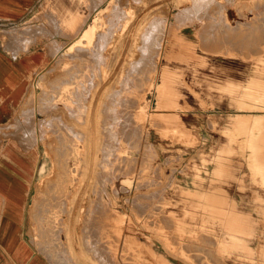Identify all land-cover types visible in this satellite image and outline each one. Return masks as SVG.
Here are the masks:
<instances>
[{"label":"rangeland","instance_id":"374dc122","mask_svg":"<svg viewBox=\"0 0 264 264\" xmlns=\"http://www.w3.org/2000/svg\"><path fill=\"white\" fill-rule=\"evenodd\" d=\"M95 1L94 0H41V2L39 3L36 9V12L33 18H31V20H29L28 22H24L22 24H17V25L5 24L3 26H0V28L6 29L4 32L0 31V42L4 44L6 47H9V49H11L12 51L14 52L19 51V49L20 51L28 50L33 47L37 48L40 46V47L45 48L49 54V59L47 61V64H45V66L39 69L37 73L35 74L32 80L31 86H30L29 94L27 95L25 102L20 107L17 116L15 117V119L13 120V122L10 124V126L7 129L0 130V132L2 131V134L4 133L3 135L4 137L17 138L21 142H23L25 146H28V147L36 146L41 150V164L38 168L37 176L33 183V188H32L29 205H28V214H27L28 233H29V237L32 243L35 245L37 250L40 251L41 254H43L44 257L48 259L52 264H109V262H112L110 264H119V263L128 264L127 261L121 257L122 252L124 253V246H125V245H122V242L126 238H127L126 243L130 244V245L128 244L130 246V249H128L129 247L126 244L127 253H129L131 256L132 254L133 256L135 254L134 258L138 260L139 264H141L142 261H143L142 264H146V263L147 264H197V263L198 264H202V263L204 264H212V263L213 264H221V263L223 264H264V254H263L264 253V212H259V213L258 212L257 213L246 212V213L251 214L254 220V224H255V234L251 235L250 237H247L245 239V244H243V246L241 245L242 247L247 245V247L250 248L249 251H245L241 246H238V247L234 246L229 251L228 250L220 251V249H218L219 247L215 243H211L212 241L216 239H214V236L205 228L206 225H204V228H203V222H202L203 214H205L206 216V214H209V211L208 210L205 211L206 207L205 205H203L202 201H201L202 204H200L199 206L195 205V201L197 202L198 199L201 198L202 200H204L205 198L207 199L208 197L211 196L218 201V203L211 206V208L213 209H219V210L224 209L226 210L225 213L227 214H230L232 212V211H228V210H232L231 205H234L236 208L240 209L237 206L239 203L236 201V198L228 195L227 189L225 187V183L221 184L220 182L221 175L224 178V181H225L226 175L220 173L219 165H218L219 151L215 147V143L210 141V134L216 133L218 135V130H219L218 125L219 124L216 121V118L220 115V112L224 109L223 107H221L222 94H224L225 96L228 93L229 95L235 96L237 94L236 92L245 91L244 95L247 98L255 97L254 95L257 93L260 94L262 98H264V89H262L264 88V17H263L264 16V8H263L264 0L262 1L261 0H229V1L228 0H212V1L205 0V2L208 1L206 2L208 8L203 9L202 7L204 12L206 11L205 15L202 9L200 8L201 6H205L206 3H203L204 4L203 5L202 2H200L201 0H196L195 3L193 0L192 1L191 0H180V1L179 0H104V1L101 0L103 2L99 5H97L98 0H95ZM218 1H221V2L219 3ZM215 2L218 4H216ZM153 3H156L157 5ZM192 3L195 4L194 7L192 6L193 5ZM200 3L201 5H198ZM223 3L225 4L223 5ZM212 4H214L215 6ZM212 6L217 10H221V12L214 10ZM116 7L118 8L117 10H116ZM126 7L128 8V10H126L127 12L126 11L124 12ZM186 7L187 9H184ZM195 7L197 11L195 10ZM210 7L212 8L213 12ZM181 8L184 10H187L188 12L187 11L185 12L184 10L181 11L182 10ZM52 9L55 11H53ZM150 9L151 11H149ZM189 9L191 12L189 11ZM193 9L196 13L195 12L193 13ZM198 9H200L201 12ZM210 10L211 12H207ZM67 11L72 15V16L70 15L72 18L70 22H65L63 20V16ZM146 11H148L149 13H146ZM116 12H117V16L113 15V14H116ZM189 13L190 15L193 13L192 16H190ZM197 13L201 14L203 18L202 17L201 19L199 17L197 18ZM217 14H219L220 16ZM56 15L58 18L56 17ZM75 15L77 19L75 18ZM158 15L160 17H157ZM186 15L190 16L189 19L187 17V19L184 20L185 22L181 23L180 25L179 24L180 21L183 22L182 20ZM86 16H87L86 18L87 20L83 23L84 18ZM113 16H114V19H113ZM152 16H154V18ZM177 16L181 18V19H178L180 21H177ZM53 17L57 19V21L58 19L60 20L59 24ZM117 17L119 19L121 18L122 20L117 19ZM150 17L152 18L150 19ZM252 17H255L256 20L255 18H252ZM223 18L226 21H224ZM226 18L229 21H227ZM152 19L153 20L155 19L154 21L162 20L163 22L161 23L162 25L160 23L159 24L161 25L160 29H162L163 27L165 28V29L163 28L165 30V32L163 31V34L165 33L164 38L167 37L166 34L168 32V29L175 25L174 28L177 27L178 35L181 36L183 40L179 41V44L175 46V49L173 52H170L169 49H167L166 47L162 50L160 56L157 59L158 62H157L156 68L154 67V63L153 65L151 64L152 67L151 65H149L150 62L144 63L145 69L143 72L145 74L142 73V75L139 78L137 77V80L140 79L139 81H142V82H138L136 78L132 80V84L129 81L130 84L128 83L129 84L128 89L129 88L130 89L129 90L127 89L128 91H126L127 93L125 95H127L129 91H132V92H129L130 94L132 93L131 97L132 95L134 96L132 97V99L137 98V99H134V103L136 104H134V106L133 105L131 106V108L129 109L130 111L127 110L130 105L129 98H128L130 94L127 97V99H123L124 102L121 100L120 103L118 102L116 103V115L119 116L117 118L120 119L121 121H124L125 119L123 118V114H125L124 115L125 118L127 119L129 118L130 120L133 117L131 121L128 120L127 125L128 124L129 125L127 126L128 128L126 127V129L130 130V133H134L135 131V134L139 135V137H138V140L130 139L132 140L131 142L130 140L129 141L126 140L127 141L126 142L124 138L121 140L118 138L119 140H117L118 143H116V147H117V144L118 146L119 145L121 146L117 147V151H116L117 153L115 154L113 164H115L116 167L122 166L121 168H118V167L116 168L111 163L110 171L108 173H105L106 175L103 174V172L101 173V170L97 169L96 176L97 177L99 176V178L101 176L105 178L104 184L100 183L97 185V189L100 190L99 191L100 197L103 199V197H105L106 195L105 190L110 189L111 196L116 202V203L114 202L115 204H112L114 200L111 198L110 203L114 208V211L112 212L114 214L112 216L114 221H112L111 224L112 225L114 224V225H113V228L111 227V231H113V234L111 232L110 235L112 236L111 238L114 240L113 245L115 244L116 251H113L115 247L113 245L110 246L109 241L107 242L106 239L104 240L99 239L102 244L98 241L97 242L98 245H96L97 248H95L97 249L98 253L101 256H103V259L101 256H100L101 258L99 257L100 258L99 259L97 256L94 255V251H93L94 249L93 250L85 249V246L83 245V243L80 242L81 240H80L79 234L81 232L80 225L82 222L81 220H79L78 213L74 209L75 208L74 200L73 201L71 199L67 200V202L64 203V206L66 208L64 207L62 212L60 210V213L56 211L58 213L55 214L56 212H54L53 210H49L48 207L46 206L49 204L51 200L50 195H48V192H47L49 191V194H50L51 189H49L50 187L48 186H50L51 184L50 182L53 181V179H55L56 177L55 175L57 174L58 169L62 167L61 165L65 164L64 161L66 163L71 161V156H72L71 152L74 151V149L77 146L79 147H77L75 150L76 151L78 150V154L80 153L85 158H87V156L88 158H90L92 154H95V153L97 155L102 154L103 152V150H101L102 143L97 138L99 137V133L96 131L93 118L95 117L96 112L97 114L103 113L102 111L103 107L101 106H104L105 102H108L107 99L105 100V102L103 100L109 95L110 91L115 89V87H116V91L117 89H120L121 80L123 78L124 73H126L128 68L132 65L133 60L136 59L138 56H140V52L142 51L140 47H141V43L143 39V34H144L143 32L146 30V27L149 25ZM240 19H243V23L239 22ZM252 19L254 21H252ZM51 20L53 22H51ZM114 20L116 21L117 25L120 23L122 24L117 26L116 24H114L115 22ZM118 20L120 21V23H118ZM213 20L215 21V23ZM111 21L112 22L114 21V22L112 23ZM219 21H221L220 23L221 25L219 24ZM164 22L166 23V27L165 25H163ZM227 22L230 23L229 27L232 26L230 27V29L227 27L228 25ZM241 23L242 25L239 26V24ZM244 23H246L245 26H243ZM169 24L170 25L173 24V25L170 26ZM247 24H249V26H247ZM112 25H114V28L112 27ZM201 25L203 27H201ZM80 26L82 28H80V30L78 31V28ZM109 26L114 29L113 32H111L112 29ZM89 28L91 29V33L84 34L85 30H88ZM199 28H201V30ZM103 32L104 33L106 32V34L104 35ZM251 32H253V34L255 35L254 46L257 51L255 53H251V52L237 53V48H239V46L240 48L242 47V43H241L242 33L251 34ZM101 33L103 34V36L101 35ZM212 34L214 35L212 36ZM99 35L101 36L102 40L100 39ZM256 35H258L259 40L256 39ZM209 36H211V38ZM261 37L263 38L261 39ZM202 38L206 41H211V42H208L207 44V42L203 41ZM215 40H216V43H215ZM222 40L225 43H220L222 42ZM103 41H106V43L104 44ZM200 41H203V43L205 42L206 44L205 43L203 44ZM226 41H228L227 43L228 45L226 44ZM14 42L16 43L14 44ZM257 42H259L258 45H257ZM100 43H101V46H100ZM229 44H230V48H232V51L229 48ZM104 45L106 46L104 47ZM205 45H207L208 47H203ZM225 45L228 46L227 48L229 49H227ZM101 47L103 50L101 49ZM224 47L226 49H221ZM80 49L82 51H80ZM88 49L92 51H89ZM101 50L106 53L102 52ZM79 52H81V54ZM89 52L92 53L90 54V58L88 56ZM101 53H103L101 56V58L104 59L103 61L100 59ZM97 54H99L98 59H100V62L98 63L99 68L98 66H96L98 69L95 72V75L93 77H92L93 74L88 75V79L91 76L92 85L90 84L91 81L86 79L87 77L85 79L88 81V83L86 80L85 81L83 80L81 81L83 82L81 85V82L79 83V81H76L77 79L81 80V78L80 79L78 78L80 75V69H78L80 65L78 66V64H80L81 62V65H82L84 61L85 62L87 61V63H92V62L94 63V61L98 62L99 60H96ZM64 56L65 57L67 56V57L65 58ZM247 61H257L256 64L261 67H256L253 69L251 68L248 70H246L245 68L242 69L241 66L243 64L245 65ZM238 62H241V63L238 64ZM64 66L65 68H63ZM73 67H75V69ZM54 68L55 69L57 68V69L55 70ZM69 68L73 70L71 73H69ZM65 69H68V70L66 71ZM75 70H77V72H74ZM123 70L126 72H124ZM73 72L74 74H72ZM169 72H170V75H169ZM171 72H174V73H171ZM239 72L252 74L250 75L251 79L244 83V87H242L241 84L235 85V83L231 79V77H236L237 73L241 74ZM65 73H67L68 76ZM166 73H168V76H166L167 75ZM164 76L166 77L164 78ZM64 78L65 79L68 78V80L70 81L69 83H71L72 81V84L73 82L74 84L73 85L70 84L71 86H68L69 83L67 82V80L64 82L65 80ZM183 78L186 81H183L184 80ZM142 79L148 82L147 83L145 82L144 84V81ZM169 79H171L172 81ZM166 80L167 81L169 80V82H166ZM50 81L52 83H50ZM76 82H77L78 87L80 86L82 87L84 86V87L77 89L76 88L77 86L74 87L76 85ZM58 83H59V86L57 87ZM78 83L80 84V86L78 85ZM45 84L47 85V88L44 87ZM52 84L54 88L51 86ZM55 84H56V87H55ZM64 84H67V86H65ZM158 84L160 85V87ZM60 85H62V87ZM63 86L67 88L69 87V88L66 89ZM48 87L51 88L52 92ZM45 88L47 90H45ZM52 88L55 91H56L55 88H57V90L58 89L60 90L62 89V90L61 91L58 90V92L60 93L57 94L58 92L57 91H56L57 93L54 92ZM87 91L88 92L90 91V92L88 93ZM43 92H46V93H43ZM53 92L54 94H52ZM61 92L63 93V95ZM70 92H72V94H70ZM176 92H177V95H176ZM180 93L181 95H179ZM47 94L53 97L50 98ZM56 94H57V98L54 99V97H56ZM78 94H80L79 95L80 97H78ZM41 95H43L46 99L47 98L52 99V101L54 99L53 104L57 102L54 105L55 109L53 108L52 101L50 100L51 102L47 105L49 107L50 105H52L51 108L53 109L51 108L49 109L48 107L49 109L48 110L47 106H45L44 104L48 103L47 101H49V99L46 101V99ZM73 95L76 96L75 97L76 99L74 98ZM136 95H139V96L136 97ZM59 97L61 100L58 99ZM78 98H81L82 102ZM43 100H45L46 102ZM158 100H160V102ZM63 101L66 103H64ZM73 101L75 102L77 101L79 104ZM41 102L44 103L43 104L44 106L41 105L42 104ZM259 102L264 103V99L259 100ZM123 105H125L127 108H125V106ZM67 106H70V108L68 109ZM77 106L79 107L81 106L83 107V109H80ZM120 106L124 107L125 110L122 107L121 108L124 111L121 108H119ZM41 107H44L45 109L44 108L41 109ZM139 107H142L141 110ZM75 111L76 112L79 111V113H81L80 117L84 114L82 116L83 119H85L84 122L81 123L77 121V118L75 119V117L79 116V113L78 112L75 113ZM128 111H129V114L130 113L133 114L132 117L130 115L129 116L126 115ZM151 111L152 113L150 114ZM50 112L52 114H50ZM142 112L144 115L146 114L147 116L146 115L144 116ZM67 113L71 115L69 114L66 115ZM72 114H75V115L78 114V115L72 116ZM85 114L87 116H85ZM53 115L56 116L55 118H57L56 122H58V119L60 122L65 121L62 124L64 123L67 124L69 129H66V130L69 131V134H68V131H66L65 129H60L62 127L61 123L59 122L56 123L52 121V119L54 118ZM137 115H140V117ZM154 115L158 117L157 119H159L160 123L159 122L156 124L151 123L150 119ZM57 116L58 117L63 116L62 117L63 120L61 118H58ZM121 116L123 119H121ZM87 117L88 119H86ZM134 118H135V121H134ZM120 120H117V124L113 126L116 132H118L117 131L119 130L118 128H121L119 127ZM51 122H52V125L53 123H55V125L52 126L50 124ZM72 122L75 128L77 129L71 128V127H74L72 126ZM90 123L91 125H89ZM65 124L63 125V127L66 126ZM140 124L142 125V128H140V129H143L142 131L141 130L139 131V127H141ZM67 126L64 128H67ZM49 127L51 131L49 130L47 131ZM52 128L53 129L57 128L58 130L55 129L54 131L52 130ZM136 128H137L138 133H136ZM131 129H134L133 132ZM59 130H61V132ZM92 133L94 134V136ZM141 133H142V136H141ZM91 134L92 136H90ZM120 136L121 135L119 133L118 137ZM74 137H76L77 139ZM82 137H84L85 139L84 138L82 139ZM88 137L91 139V141ZM71 138L73 139V141L70 140ZM63 139L65 140V143H63L64 141ZM84 140L85 142H82ZM95 140L96 142H94ZM67 141L69 144L71 143V141H72V144H75V143L76 144L73 145V148H71L72 146L70 145L72 144L70 145L67 144L66 143ZM87 141H88V144H87ZM145 142H147L148 144L146 145ZM94 143H97V144L92 146ZM63 144L64 145L66 144L65 145L66 147L68 145L67 153L70 154V156L69 155L67 156L70 158H66L67 156H64L67 153L65 152L66 148L60 147V146L64 147ZM98 144H101V146ZM131 144L132 145L136 144V145H134L133 147ZM89 145L91 146L89 147ZM143 145L144 146L146 145L145 146L146 148ZM99 146L101 147L100 149H99ZM138 147H139L140 152L137 151ZM147 147L150 148L149 152H146L148 151L146 149H149ZM61 148H62V151L60 150ZM70 148L73 150H71ZM82 149L84 150L82 151ZM118 149L120 151H118ZM123 151H125L126 154ZM52 152L53 154H51ZM81 152L82 153L84 152L85 154H82ZM59 155L61 156L60 157L61 159L58 157ZM148 155L150 156L147 157ZM121 156H123L124 158L122 157L121 159ZM132 157L134 159L138 157L135 159V161L137 162L135 161L133 162L134 159ZM148 159L150 161H148ZM61 160L63 162H61ZM127 160L132 161V164H137V166L135 165L136 170L133 167V165L130 164V162ZM124 161H127L126 163L128 164H126ZM121 162H124V164L121 165ZM117 163H119V165ZM44 164L45 166H43ZM125 164L127 165V167L124 166ZM58 166H61V167H58ZM130 166H132L131 168L132 170L134 169L133 171H135V173L133 171H130L131 169ZM111 167H112V170H111ZM127 170H129L131 173L128 174ZM122 171L123 172L125 171L124 174ZM115 173H117L116 176L113 175ZM45 177H49L50 180L52 178L53 179L50 182H48L49 179ZM145 181H147V183L149 184L146 183V185H142L145 183ZM112 186L114 187V189ZM45 187L46 188L48 187L47 188L48 190ZM114 190L118 194V197H117V194L115 196ZM155 192L157 193L156 197H153V194ZM151 194H152V197H151ZM140 197L144 201H142ZM158 197L160 200H157ZM135 198L137 199V201L139 200V202L141 201L142 203L137 202ZM150 200L152 201L150 202ZM153 200H156V201H153ZM157 201H160L161 203H163L162 204L163 206L162 205L160 206L161 203L158 202L157 205L160 206L158 207L156 205ZM135 202L136 204L138 203V205H136ZM144 203L148 204L146 206H149V207H147V209H145L146 206L143 207L144 210L142 212L141 204L144 205ZM149 203H151V206ZM66 205L68 206V208ZM70 206L72 208L71 210H70ZM152 206H154L153 208L157 207L154 213L152 212L153 210ZM135 210H137V212ZM159 212L161 213L158 214ZM46 213H48L47 216H46ZM51 213H53L54 216L53 215L51 216ZM192 213L198 214L197 215L198 218L197 216L195 217L192 216ZM75 214L77 218L75 217ZM147 214H149L150 216H148ZM151 214H154V215H151ZM161 214L163 216H161ZM166 214H167V217H166ZM169 214H172V215H169ZM41 215L43 216V218L46 216V218L43 219ZM164 215L167 219V220L165 219L166 223L163 220L165 218ZM168 215L172 217L169 218ZM157 217L160 219H158ZM173 217L175 219L177 218L176 221H174L175 219ZM53 219L56 221H54ZM57 219L60 220V222ZM171 219H173V221ZM41 220L42 222L40 223ZM161 220L164 222H162ZM171 221L174 224L177 223V225L172 226ZM182 221L184 224L182 223ZM147 222H149V224ZM167 222L169 223L170 226L167 224ZM77 223L78 225L80 224L79 227L77 226ZM37 224L39 225V227ZM224 224L226 226V223ZM155 225L157 226L154 229ZM161 226L163 228H160ZM164 227H166V229ZM160 229L162 232L159 231ZM177 231L180 233H178ZM230 232L232 233V237L237 238L236 234L232 232V230H230ZM59 234L60 236H58ZM114 234L116 235L114 236ZM50 235L52 236V239ZM171 235L174 237L173 239ZM46 236L49 237L50 240ZM170 238L172 241L170 240ZM53 239L54 240L56 239L55 242L52 241ZM133 239L135 241L132 242ZM102 241H105V242H102ZM136 241L138 245L135 244ZM66 245H67V248L65 247ZM103 247H105L106 249L104 248L103 250ZM134 247L135 248L137 247V249H135ZM107 248H109V250H107ZM133 248L135 250H132ZM184 249L188 252H186ZM91 251H93V253ZM132 251L134 253L131 254ZM56 252L58 254H56ZM212 252L214 254H212ZM219 252H222V253H219ZM192 253L193 255H190ZM207 253L208 255L211 256V258L210 256H207ZM68 254L71 256H69ZM58 255L60 256L58 257ZM105 255L106 257L104 258ZM198 259L200 260V262H197L199 261ZM116 261H118V263H116Z\"/></svg>","mask_w":264,"mask_h":264},{"label":"crops","instance_id":"0c3cea01","mask_svg":"<svg viewBox=\"0 0 264 264\" xmlns=\"http://www.w3.org/2000/svg\"><path fill=\"white\" fill-rule=\"evenodd\" d=\"M40 2L0 0V26L28 22ZM239 22L243 23V19ZM5 30L0 28V31ZM254 37L253 32L242 33V47L237 48V53H255ZM256 39L259 40L258 35ZM48 59L49 54L43 47L14 52L0 42V130L7 129L13 122L29 94L35 74ZM256 63L247 61L241 68L261 67ZM239 73L231 79L235 85L244 87L252 74ZM236 93L235 96L222 94L224 109L216 118L218 135L210 134V141L219 151L220 173L226 175L225 181L221 175L220 182L225 183L228 195L236 198L240 208L237 209L264 212V103L259 102L264 98L258 93L252 98L245 97V91ZM3 135L1 131L0 264H52L37 250L28 233V205L41 164V150Z\"/></svg>","mask_w":264,"mask_h":264},{"label":"bare ground","instance_id":"6f19581e","mask_svg":"<svg viewBox=\"0 0 264 264\" xmlns=\"http://www.w3.org/2000/svg\"><path fill=\"white\" fill-rule=\"evenodd\" d=\"M95 1V0H94ZM104 1V0H103ZM103 1H101V0H98V4L97 5H99V4H101ZM180 1V0H179ZM192 1V0H191ZM194 1V3H195V1L196 0H193ZM208 1H212V0H208ZM208 1H206V2H208ZM229 1V0H228ZM262 1V0H261ZM200 2H202V4L203 3H206L205 2V0H204V2H203V0H201ZM219 3L221 2V1H218ZM225 2V1H224ZM227 2V1H226ZM252 2V1H251ZM95 3H96V1H95ZM216 3V2H215ZM214 3V4H215ZM253 3V2H252ZM152 4V3H151ZM153 4H156V3H153ZM193 4V3H192ZM214 4H212V5H214ZM216 4H218V3H216ZM225 3H223V5H224ZM157 5V4H156ZM194 5L195 4H193L192 6L194 7ZM198 5H201V3L200 4H198ZM204 5V4H203ZM228 5H229V3H228ZM227 5V6H228ZM118 6V5H117ZM124 6V5H123ZM174 6V5H173ZM206 6V7H205ZM205 6H201V8L200 7H198V8H200V9H202V7H203V9L204 8H208V6H207V3H206V5ZM210 6H211V4H210ZM215 6V5H214ZM262 6V5H261ZM120 7V6H119ZM213 7V6H212ZM218 7V6H217ZM189 8V7H188ZM211 8V7H210ZM214 8V7H213ZM227 8V7H226ZM256 8V7H255ZM259 8V7H258ZM264 8V7H263ZM118 8L116 7V10H117ZM120 9V8H119ZM182 9V8H181ZM184 9H187V7L186 8H184ZM184 9H182L181 11H183ZM191 9V8H190ZM190 9H189V11H190ZM200 9H198V10H200ZM202 9V11H203V13H204V15H205V13H206V11L204 12V10ZM205 9V10H206ZM222 9V8H221ZM53 10V9H52ZM51 10V11H52ZM122 10H123V8H122ZM126 10H128V8L126 7V9L124 10V12L126 11ZM195 10H196V7H195ZM211 10H212V8H211ZM211 10L210 11H207V12H211ZM214 10H217V9H215L214 8ZM240 10V9H239ZM53 11H55V10H53ZM149 11H151V9L149 10ZM180 11V12H181ZM185 12L187 11V10H184ZM197 11V10H196ZM217 11H220L221 12V10H217ZM216 11V12H217ZM242 11V10H241ZM119 12H120V10H119ZM127 12V11H126ZM178 12V11H177ZM188 12V11H187ZM191 12V11H190ZM195 11H194V9H193V13H194ZM200 12H201V10H200ZM212 12H213V10H212ZM219 12V13H220ZM243 12V11H242ZM255 12V11H254ZM260 12V11H259ZM55 13V12H54ZM53 13V14H54ZM114 13V12H113ZM146 13H149L148 11H146ZM157 13V12H156ZM160 13V12H159ZM192 13V14H193ZM196 13V12H195ZM224 13V12H223ZM257 13V12H256ZM52 14V15H53ZM119 14V13H118ZM124 14V13H123ZM126 14V13H125ZM183 14H185V13H183ZM187 14V13H186ZM192 14L190 15V13H189V15L190 16H192ZM221 14V13H220ZM258 14V13H257ZM262 14V13H261ZM71 14L67 11L65 14H64V16H63V20L65 21V22H70V20L72 19L71 18V16H70ZM113 15H116L117 16V12H116V14H113ZM155 15V14H154ZM185 16L184 18H183V22H181L180 20H178V19H181V18H179L178 16H177V21H180V25H181V23H184L185 21L184 20H186L187 19V17H188V19H189V17L190 16ZM198 15H200V16H198ZM217 15H219V14H217ZM80 16V15H79ZM88 16H90V15H88ZM120 16V15H119ZM141 16V15H140ZM176 16V15H175ZM184 16V15H183ZM193 16H195V15H193ZM220 16V15H219ZM224 16V15H223ZM56 17H57V15H56ZM81 17V16H80ZM144 17V16H143ZM153 18H154V16H152ZM152 17H150V19L152 18ZM157 17H160L159 15L157 16ZM156 17V18H157ZM182 17V16H181ZM200 18L201 19V14H198L197 13V18ZM205 17V16H204ZM207 17H208V15H207ZM264 17V16H263ZM54 18V17H53ZM58 18V17H57ZM74 18V17H73ZM75 18H76V15H75ZM87 18V16L84 18V21H83V23L87 20L86 19ZM149 18V17H148ZM193 18V17H192ZM203 18V17H202ZM206 18V17H205ZM225 18V17H224ZM223 18V19H224ZM252 18H255V17H252ZM55 19V18H54ZM77 19V18H76ZM102 19V18H101ZM112 19V18H111ZM113 19H114V16H113ZM117 19H119L118 17H117ZM131 19V18H130ZM142 19V18H141ZM158 19H160V18H158ZM163 19V18H162ZM194 19V18H193ZM211 19V18H210ZM213 19V18H212ZM227 19V18H226ZM49 20V19H48ZM56 21H57V19H55ZM54 20V21H55ZM119 20H122L121 18L119 19ZM118 20V23H120V21ZM155 20V19H154ZM153 19H152V21H150V23H149V25L146 27V30L142 33L143 34V39H142V43H141V49H142V51L140 52V56H138L136 59H134L133 60V63H132V65L128 68V70H127V72L126 71H124V72H126V73H124V75H123V78H122V80H121V86H120V89H117V91H116V87H115V89H113L112 91H110V93H109V95L103 100L104 102H105V100L107 99L108 100V102H105V105L104 106H101V107H103V113H101V114H97V112L95 113L96 115H95V117L93 118V122H94V125H95V128H96V131L99 133V137H97L99 140H100V142L102 143V149L101 150H103V152H102V154L101 155H97L95 152V154H92V156L90 157V158H88V156H87V158H85V157H83V155H81L80 153V155L78 154V150L76 151L75 149L77 148V147H79V146H77L75 149H74V151H72L71 152V161L70 162H65L64 161V165H61V166H58V167H61L60 169H58V171H57V174L55 175L56 177H55V179H53V181H51L50 179H49V177H45V178H47V179H49L48 180V182H50L51 184H50V186H48V187H50L49 189H51V191H50V194H49V191H47L48 192V195H50V198H51V200H50V202H49V204L48 205H46L47 207H48V209L49 210H53L54 212H56V211H58L59 213H60V210H61V212H62V210L64 209V203L65 202H67V200H69V199H71L72 201L74 200V206H75V211L78 213V216H79V220H81V225H80V234H79V237H80V242H82L83 243V245L85 246V249H91V250H93L94 251V255L95 256H97L98 258L101 256L99 253H98V251H97V249H95V248H97V246L96 245H98V241L101 243V241L100 240H104V239H106L107 240V242L109 241V244H110V246H112L113 245V243H114V240L111 238L112 236L110 235V233L112 232V234H113V231H111V227L113 228V225L111 224L112 223V221H114L113 220V218H112V216L114 215L112 212L114 211V208H113V206L111 205V198H112V196H111V192H110V189L108 190V189H106L105 191H106V195H105V197H103V199L100 197V193H99V189H97V185L98 184H100V183H103L104 184V182H105V178H103L102 176L99 178V176L97 177L96 175H97V169H99V170H101V173L103 172V174H105V173H108L109 171H110V164L112 163L113 164V161H114V158H115V154L117 153L116 151H117V147H120L121 145H119L118 146V144H117V147H116V143H118V141L117 140H121V139H123L124 138V140L126 141H129L130 139H133V140H138V137H139V135H137V134H135V131H134V133H130V130H128V129H126V127L129 125H127V123H128V120H130L129 118L127 119V118H125L124 117V115L125 114H123V118L125 119L124 121H121L120 119H118L117 117H119V116H117L116 115V103L118 102V103H120L121 102V100L123 101V99H127V97L129 96V92H132V91H129L128 92V94L127 95H125L127 92L126 91H128L129 89H128V85L130 84L129 83V81L131 82V84H132V80H134L135 78H136V80H137V77L139 78L141 75H142V73H144L143 71H144V69H145V67H144V63L145 62H150L149 63V65H153V63H154V67L156 68L157 67V59H158V57L160 56V54H161V52H162V50L166 47L167 49H169V51L170 52H173L174 51V49H175V46H177L178 44H179V41H181V40H183V38L181 37V36H179L178 35V30H177V27L176 28H174L175 27V25L173 26V27H170L169 29H168V32H167V34H166V36L167 37H165L164 38V34H163V31L165 32V28L163 29H160V26L162 25L161 23H163L162 22V20H159V21H154ZM165 20V19H164ZM203 20V19H202ZM255 20H256V18H255ZM59 19H58V21H57V23L59 24ZM76 21V20H75ZM115 21V20H114ZM113 21V22H114ZM125 21V20H124ZM192 21V20H191ZM214 21V20H213ZM224 21H226L225 19H224ZM227 21H229L228 19H227ZM247 21V20H246ZM250 21H251V19H250ZM250 21H248V22H250ZM252 21H254L253 19H252ZM51 22H53L52 20H51ZM112 22V21H111ZM112 22V23H113ZM147 22V21H146ZM167 22V21H166ZM55 23V22H54ZM74 23V22H73ZM161 25H160V24ZM169 23V22H168ZM177 23V24H178ZM205 23V22H204ZM214 23H215V21H214ZM216 23H218V22H216ZM221 23V21H219V24ZM228 23V25H227V27L230 29V27H232V26H230L229 27V25H230V23L229 22H227ZM239 23V22H238ZM253 23V22H252ZM114 24H116V21L114 22ZM120 24H122V23H120ZM120 24H118V25H120ZM171 24V23H170ZM169 24V25H170ZM258 24V23H257ZM261 24V23H260ZM62 25V24H61ZM88 25V24H87ZM110 25V24H109ZM117 25V24H116ZM117 25V26H118ZM163 25H165V27H166V23L164 22V24ZM173 25V24H172ZM172 25H170V26H172ZM184 25V24H183ZM221 25V24H220ZM240 25H242V23L241 24H239V26ZM246 25V23H244V25L243 26H245ZM250 25H252V24H250ZM262 25V24H261ZM73 26V25H72ZM116 26V27H117ZM144 26V25H143ZM236 26V25H235ZM242 26V27H243ZM247 26H249V24H247ZM254 26V25H253ZM252 26V27H253ZM110 27V26H109ZM108 27V28H109ZM112 27L114 28V25H112ZM115 27V28H116ZM201 27H203L202 25H201ZM205 27V26H204ZM215 27V26H214ZM56 28V27H55ZM64 28V27H63ZM80 28H82L81 26L78 28V31L80 30ZM95 28V27H94ZM104 28V27H103ZM111 28V27H110ZM113 28H111L112 29V31L111 32H113ZM206 28V27H205ZM204 28V29H205ZM59 29H61V28H59ZM100 29V28H99ZM107 29V28H106ZM145 29V28H144ZM200 30H201V28H199ZM198 29V30H199ZM218 29V28H217ZM110 30V29H109ZM212 30V29H211ZM233 30H235V29H233ZM248 30V29H247ZM63 31V30H62ZM61 31V32H62ZM134 31H135V29H134ZM238 31V30H237ZM97 32V31H96ZM117 32V31H116ZM200 32V31H199ZM67 33V32H66ZM65 33V34H66ZM91 33V29L89 28L88 30H85V32H84V34H90ZM104 33V32H103ZM201 33V32H200ZM199 33V34H200ZM210 33V32H209ZM208 33V34H209ZM213 33V32H212ZM63 34V33H62ZM78 34V33H77ZM106 34V32L104 33V35ZM111 34V33H110ZM130 34V33H129ZM101 35L103 36V34L101 33ZM210 35V34H209ZM214 34H212V36H213ZM221 35V34H220ZM201 36H202V34H201ZM222 36V35H221ZM220 36V37H221ZM257 36V35H256ZM96 37V36H95ZM99 37H100V39H101V36L99 35ZM111 37V36H110ZM199 37H200V35H199ZM210 38H211V36H209ZM208 37V38H209ZM226 37V36H225ZM231 37V36H230ZM12 38V37H11ZM103 38V37H102ZM104 38H106V37H104ZM215 38V37H214ZM227 38H228V36H227ZM239 38V37H238ZM246 38V37H245ZM248 38V37H247ZM263 37H261V39H262ZM100 39H98V40H100ZM109 39V38H108ZM203 39V38H202ZM231 39V38H230ZM86 40V39H85ZM102 40V39H101ZM107 40V39H106ZM208 40V39H207ZM210 40H212V39H210ZM221 40V39H220ZM233 40V39H232ZM15 41V40H14ZM108 41V40H107ZM203 41H205V42H207V44H208V42H211V41H206V40H204L203 39ZM203 41H200V42H202L203 43ZM225 41V40H224ZM97 42V41H96ZM99 42V41H98ZM101 42V41H100ZM104 42V44L106 43V41H103ZM204 42V43H205ZM236 42V41H235ZM240 42V41H239ZM16 42H14V44H15ZM113 43V42H112ZM115 43V42H114ZM201 43V44H202ZM203 43V44H204ZM213 43V42H212ZM215 43H216V40H215ZM220 43H225V42H223V40H222V42H220ZM228 43V41H226V44ZM242 43V42H241ZM164 44H165V46H164ZM206 44V43H205ZM249 44V43H248ZM80 45V44H79ZM92 45V44H91ZM98 45V44H97ZM216 45V44H215ZM228 45V44H227ZM77 46V45H76ZM85 46V45H84ZM89 46V45H88ZM100 46H101V43H100ZM106 45H104V47H105ZM109 46V45H108ZM111 46H113V45H111ZM213 46H214V44H213ZM222 46V45H221ZM226 46V45H225ZM232 46V45H231ZM203 47H208L207 45H205V46H203ZM228 46H226V48H227ZM238 47V46H237ZM79 48H81V47H79ZM83 48V47H82ZM100 48V47H99ZM225 47L224 48H221V49H226ZM229 48H230V44H229ZM229 48H227V49H229ZM78 49V48H77ZM76 49V50H77ZM94 49V48H93ZM101 49H102V47H101ZM107 49V48H106ZM235 49H236V47H235ZM79 50V49H78ZM85 50V49H84ZM89 50V49H88ZM103 50V49H102ZM101 50V51H102ZM105 50V49H104ZM187 50V49H186ZM230 50L232 51V48H230ZM80 51H82L81 49H80ZM86 51V50H85ZM89 51H92V50H89ZM100 51V52H101ZM111 51V50H110ZM210 51V50H209ZM213 51V50H212ZM227 51H229V50H227ZM99 52V53H100ZM102 52H104V51H102ZM69 53V52H68ZM73 53V52H72ZM80 54H81V52H79ZM97 53H98V51H97ZM104 53H106V52H104ZM180 53V52H179ZM70 54V53H69ZM84 54V53H83ZM90 54H92V53H90L89 52V54H88V56H89V58H90ZM102 54L103 53H101V55H100V59L103 61L104 59H102L101 58V56H102ZM110 54V53H109ZM135 54V53H134ZM66 55V54H65ZM79 55V54H78ZM87 55V54H86ZM75 56V55H74ZM98 56H99V54H97L96 55V60H99L98 62L97 61H94V63L92 62V63H87V61L85 62H83L82 63V65H81V62H80V64H78V66H79V68L78 69H80V75H79V79L81 78V80H76V81H79V83L81 82V81H85L86 79H88V75L90 74H93L92 75V77L95 75V72L97 71V69L99 68V62H100V59H98ZM111 56V55H110ZM168 56V55H167ZM251 56V55H250ZM65 57V56H64ZM67 57V56H66ZM65 57V58H66ZM81 57V56H80ZM80 57H78V58H80ZM86 57V56H85ZM74 58V57H73ZM103 58H104V56H103ZM105 58H106V56H105ZM148 58V59H147ZM70 59V58H69ZM83 60V59H82ZM121 60V59H120ZM136 60V61H135ZM101 61V62H102ZM124 62V61H123ZM127 62V61H126ZM132 62V61H131ZM135 62V63H134ZM66 63V62H65ZM64 63V64H65ZM75 63V62H74ZM120 63V62H119ZM122 63V62H121ZM125 63V62H124ZM69 64V63H68ZM67 64V65H68ZM127 64V63H126ZM67 65H66V67H67ZM125 65V64H124ZM128 65H129V63H128ZM147 65H148V63H147ZM152 65H151V67H152ZM96 66H98V68L96 67ZM95 67V68H94ZM63 68H65V66L63 67ZM74 69H75V67H73ZM100 68H101V66H100ZM127 68V67H126ZM164 68V67H163ZM55 69V68H54ZM57 69V68H56ZM55 69V70H56ZM124 69V68H123ZM48 70V69H47ZM66 71L68 70V69H65ZM95 70V71H94ZM122 70V69H121ZM156 70V69H155ZM66 71H64V72H66ZM73 70H71L70 68H69V73H71ZM165 71V70H164ZM163 71V72H164ZM74 72H77V70H75ZM74 72L72 73V74H74ZM78 72H79V70H78ZM57 73V72H56ZM171 73H174V72H171ZM65 74H67V73H65ZM77 74V73H76ZM145 74V73H144ZM150 74V73H149ZM167 75L166 76H168V73H166ZM60 75V74H59ZM58 75V76H59ZM147 75V74H146ZM165 75V74H164ZM169 75H170V72H169ZM66 76V75H65ZM64 76V77H65ZM67 76H68V74H67ZM77 76V75H76ZM162 76V75H161ZM166 76H164V78L166 77ZM173 76V75H172ZM181 76V75H180ZM48 77V76H47ZM74 77V76H73ZM87 77V78H86ZM133 77V78H132ZM149 77H150V75H149ZM61 78V77H60ZM84 78V79H83ZM86 78V79H85ZM169 78H170V76H169ZM172 78V77H171ZM179 78V77H178ZM65 79V78H64ZM168 79V78H167ZM174 79V78H173ZM184 79V78H183ZM41 80H43V79H41ZM51 80V79H50ZM63 80V79H62ZM67 80V82L69 83L70 81L68 80V78L67 79H65L64 80V82ZM89 81H91L92 79H91V76L89 77V79H88ZM140 80V79H139ZM139 80H137L138 82H142V81H139ZM143 80V79H142ZM164 80V79H163ZM169 80H171V79H169ZM169 80L167 81L166 80V82H169ZM87 81V80H86ZM144 81V84H145V80H143ZM172 81V80H171ZM183 81H186L185 79L183 80ZM44 82V81H43ZM46 82H47V80H46ZM55 82V81H54ZM58 82V81H57ZM61 82V81H60ZM59 82V83H60ZM148 82V81H147ZM146 82V83H147ZM163 82V81H162ZM50 83H52L51 81H50ZM59 83H58V85H57V87L59 86ZM78 83V85L80 86V84ZM82 83L83 82H81V85H82ZM87 83H88V81H87ZM129 83V84H128ZM133 83H135V82H133ZM259 83H260V81H259ZM47 84H49V83H47ZM57 84V83H56ZM56 84H55V87H56ZM61 84V83H60ZM70 84H72V81H71V83H69L68 84V86H71ZM73 84H74V82H73ZM72 84V85H73ZM90 84L92 85V81L90 82ZM101 84V83H100ZM137 84V83H136ZM169 84V83H168ZM186 84V83H185ZM188 84V83H187ZM258 84V83H257ZM62 85H63V83H62ZM62 85H60L61 87H62ZM65 86H67V84H64ZM89 85V84H88ZM159 85V84H158ZM162 85V84H161ZM260 85V84H259ZM53 88H54V86H53V84L51 85ZM65 86H63V87H65ZM77 86V82H76V85L74 86V87H76ZM134 86H135V84H134ZM138 86V85H137ZM170 86V85H169ZM190 86V85H189ZM261 86V85H260ZM44 87H46L47 88V85L45 84V86ZM61 87H59V88H61ZM84 87V86H83ZM82 86H80V87H76L77 89L79 88H83ZM140 87V86H139ZM159 87H160V85H159ZM188 87V86H187ZM45 88V90H47ZM49 88V87H48ZM52 88V89H53ZM66 89H68L67 87H65ZM75 88V89H76ZM90 88H92V87H90ZM135 88V87H134ZM144 88V87H143ZM175 88V87H174ZM262 88V87H261ZM50 90H51V88H49ZM56 89V91L58 92V90L59 91H61L60 89H58L57 90V88H55ZM87 89H88V87H87ZM128 89V90H127ZM137 89H138V87H137ZM145 89H146V87H145ZM192 89V88H191ZM190 89V90H191ZM194 89V88H193ZM262 89H264V88H262ZM141 90H142V88H141ZM144 90V89H143ZM161 90V89H160ZM53 91L54 92H56L54 89H53ZM66 91V90H65ZM68 91V90H67ZM77 91V90H76ZM80 91V90H79ZM145 91V90H144ZM159 91V90H158ZM51 92H52V90H51ZM54 92L52 93V94H54ZM56 92V93H57ZM73 92V91H72ZM72 92H70V94H72ZM88 92V91H87ZM90 92V91H89ZM88 92V93H89ZM163 92V91H162ZM43 93H46V92H43ZM60 92H58L57 94H59ZM62 93V92H61ZM84 93H86V92H84ZM179 93V92H178ZM57 94H56V97H54V99H56L57 98ZM68 94H69V92H68ZM73 94H75V93H73ZM132 94V93H131ZM131 94H130V96L128 97L129 98V108L127 109V110H129L130 108H131V106L133 105L134 106V104H136V103H134V99H137V98H133L132 99V97H134L133 95H132V97H131ZM261 94H263V93H261ZM44 95H46V94H44ZM50 98L51 97H53V96H50L49 94H47ZM62 95H63V93H62ZM80 94H78V97H80L79 96ZM86 95V94H85ZM144 95V94H143ZM142 95V96H143ZM162 95V94H161ZM176 95H177V92H176ZM179 95H181V93L179 94ZM41 96H43V95H41ZM66 96H67V94H66ZM74 96V98L76 97L75 95H73ZM72 96V97H73ZM87 96V95H86ZM139 95H136V97H138ZM145 96V95H144ZM173 96V95H172ZM248 96V95H247ZM44 97V96H43ZM68 97H69V95H68ZM45 98V97H44ZM171 98V97H170ZM46 99V98H45ZM49 98H47L46 99V101L48 100ZM54 99H53V101H54ZM58 99H60V97L58 98ZM76 99V98H75ZM78 99H80L81 100V102H82V99L81 98H78ZM141 99V98H140ZM52 101V99H49V101H47L48 103H42L41 105H45V106H47V109H48V105L47 104H49L51 101ZM61 100V99H60ZM63 100V99H62ZM84 100V99H83ZM175 100V99H174ZM41 101V100H40ZM43 101H45V100H43ZM45 101V102H46ZM52 101V105H53V108H54V105L57 103L56 102V100H55V104H53L54 102ZM58 101V100H57ZM126 101V100H125ZM138 101H139V99H138ZM159 102H160V100H158ZM165 101V100H164ZM64 102V101H63ZM73 102H75V101H73ZM80 102V101H79ZM124 102V101H123ZM137 102V101H136ZM163 102V101H162ZM64 103H66V102H64ZM75 103H77V104H79L77 101L75 102ZM69 104V103H68ZM71 104H72V102H71ZM82 104V103H81ZM127 104V103H126ZM125 104V105H126ZM138 104V103H137ZM140 104V103H139ZM175 104V103H174ZM43 105V106H44ZM52 105H50V107H49V109L51 108V106ZM74 105H76V104H74ZM125 105H123V106H125ZM161 105H162V103H161ZM83 106V105H82ZM119 106V105H118ZM57 107H59V106H57ZM56 107V108H57ZM61 107H63V106H61ZM68 107V109L70 108V106H67ZM76 107V106H75ZM77 107H79V106H77ZM122 106H120L119 108H121ZM163 107V106H162ZM167 107V106H166ZM169 107H170V105H169ZM42 108H44V107H41V109ZM53 108H51V109H53ZM72 108V107H71ZM80 109H83V107H79ZM118 108V107H117ZM123 109H124V107H122ZM121 108V109H122ZM125 108H127L126 106H125ZM140 108V110H141V108L142 107H139ZM41 109H40V111H41ZM45 109V108H44ZM48 109V110H49ZM55 109V108H54ZM122 109V110H123ZM144 109V108H143ZM171 109V108H170ZM173 109V108H172ZM47 110V111H48ZM60 110V109H59ZM125 110V109H124ZM123 110V111H124ZM138 110V109H137ZM44 111V110H43ZM61 111V110H60ZM68 111V110H67ZM71 111V110H70ZM130 111V110H129ZM129 111H128V113L126 114V115H130L131 117L133 116V114L132 113H130L129 114ZM133 111V110H132ZM147 111V110H146ZM145 111V112H146ZM58 112V111H57ZM56 112V113H57ZM78 113H79V111H77ZM76 111H75V113H77ZM70 113V112H69ZM69 113H67L66 115H68ZM122 113V112H121ZM152 113V111L150 112V114ZM47 114V113H46ZM50 114H52L51 112H50ZM49 114V115H50ZM55 114V113H54ZM59 114V113H58ZM63 114V113H62ZM80 114L81 113H79V116H77V117H75V119L77 118V121L78 122H84L85 121V119H83V115L80 117ZM142 114H143V112H142ZM69 115H71V114H69ZM76 116V115H78V114H72V116ZM120 115V114H119ZM144 115V114H143ZM146 115V114H145ZM144 115V116H145ZM157 115V114H156ZM48 116V115H47ZM51 116V115H50ZM54 116V115H53ZM61 116V115H60ZM64 116V115H63ZM62 116V117H63ZM85 116H87L86 114H85ZM128 116H126V117H128ZM137 116H139L140 117V115H137ZM142 116V115H141ZM147 116V115H146ZM56 116H54V118L52 119V121H54V122H56L57 120V118H55ZM58 117V116H57ZM62 117H58V118H61L62 119ZM175 117V116H174ZM251 117V116H250ZM29 118V117H28ZM51 118V117H50ZM50 118H49V120H50ZM70 118V117H69ZM85 118V117H84ZM122 118V116H121V119H123ZM133 118V117H132ZM132 118H131V120H132ZM136 118V117H135ZM135 118H134V121H135ZM158 117L157 116H153V117H151V119H150V121H151V123L152 124H156V123H158L159 122V119H157ZM178 118V117H177ZM55 119V120H54ZM65 119V118H64ZM67 119V118H66ZM86 119H88V117L86 118ZM140 119V118H139ZM174 119V118H173ZM63 120V119H62ZM70 120V119H69ZM117 120H120L119 122H120V126L119 127H121V128H118L119 130H117L118 132H116V130L113 128V126L115 125V124H117ZM130 120V121H131ZM175 120V119H174ZM48 121V120H47ZM89 121V120H88ZM91 121V120H90ZM176 121V120H175ZM178 121V120H177ZM58 122L59 123H63V122H65V121H62V122H60L59 121V119H58ZM58 122H56V123H58ZM66 122H68V121H66ZM149 122V121H148ZM162 122V121H161ZM42 123V122H41ZM40 123V124H41ZM160 123V122H159ZM163 123V122H162ZM162 123H161V125H162ZM51 125H52V122L50 123ZM49 124V125H50ZM65 124V123H64ZM64 124H62V127L60 128V129H69V127L67 126V124H65L66 126H67V128H64V127H66V126H64L63 127V125ZM87 124V123H86ZM142 124V123H141ZM140 124V125H141ZM53 125H55V123H53ZM52 125V126H53ZM81 125V124H80ZM85 125V124H84ZM88 125V124H87ZM89 125H91V123L89 124ZM94 125H93V127H94ZM124 125V126H123ZM131 125V124H130ZM143 125V124H142ZM142 125H141V127H139V125H138V127H139V131L141 130H143V129H140V128H142ZM145 125V124H144ZM164 125V124H163ZM72 126H74L73 125V122H72ZM118 127V126H117ZM137 127V128H138ZM145 127V126H144ZM72 129H77V128H75V126L74 127H71ZM80 128V127H79ZM85 128V127H84ZM128 128V127H127ZM131 128V127H130ZM137 128H136V133H138V131H137ZM55 129H57V128H55ZM55 129H53L52 128V130H54L55 131ZM134 129H135V127H134ZM134 129H131L132 130V132H133V130ZM256 129V128H255ZM51 131L50 130V127L47 129V131ZM58 130V129H57ZM82 130V129H81ZM85 130V129H84ZM253 130V129H252ZM263 130H264V128H263ZM34 131V130H33ZM46 131V132H47ZM60 132H61V130H59ZM58 131V132H59ZM63 131V130H62ZM66 131H68V130H66ZM66 131H65V133H66ZM93 131H95V130H93ZM262 130H260V132H261ZM79 132V131H78ZM49 133V132H48ZM63 133V132H62ZM64 133V134H65ZM72 133V132H71ZM91 133V132H90ZM94 133V132H93ZM92 133V134H93ZM97 133V134H98ZM120 133V137H122V138H120V137H118V134ZM140 133V132H139ZM252 133V132H251ZM37 134V133H36ZM56 134V133H55ZM68 134H69V131H68ZM83 134V133H82ZM92 134L90 135V136H92ZM95 134V133H94ZM94 134H93V136H94ZM132 134H134V135H132ZM258 134V133H257ZM27 135V134H26ZM49 135V134H48ZM60 135V134H59ZM71 135V134H70ZM81 135V134H80ZM85 135V134H84ZM251 135V134H250ZM253 135H254V133H253ZM258 135H261V134H258ZM24 136V135H23ZM50 136V135H49ZM75 136V135H74ZM89 136V137H90ZM141 136H142V133H141ZM141 136H140V138H141ZM255 136V135H254ZM253 136V137H254ZM25 137V136H24ZM48 137V136H47ZM64 137V136H63ZM88 137V138H89ZM45 138V137H44ZM74 138H76V137H74ZM84 137H82V139H83ZM92 138V137H91ZM94 138V137H93ZM119 138V139H118ZM251 138V137H250ZM255 138H257V136L255 137ZM262 139H263V137H261ZM37 139V138H36ZM39 139H40V137H39ZM77 139V138H76ZM85 139V138H84ZM90 139V138H89ZM248 139V138H247ZM59 140V139H58ZM64 140V139H63ZM70 140H72L73 141V139L71 138ZM87 140V139H86ZM257 140V139H256ZM32 141H33V139H32ZM60 141V140H59ZM61 141H62V139H61ZM72 141H71V143L70 144H72ZM90 141H91V139H90ZM123 141V140H122ZM124 141V142H125ZM126 141V142H127ZM132 140H130V142H131ZM259 141V140H258ZM70 142V141H69ZM82 142H85V140L84 141H82ZM94 142H96V140L94 141ZM129 142V143H130ZM144 142V141H143ZM63 143H65V140L63 141ZM67 144H69L68 143V141L66 142ZM74 143V142H73ZM128 143V144H129ZM146 143V145L148 144L147 142H145ZM53 144V143H52ZM69 144V145H70ZM76 144V143H75ZM75 144H72V145H70V146H72L71 148H73V145H75ZM87 144H88V141H87ZM95 144H97V143H94L92 146H94ZM124 144H126V143H124ZM142 144V143H141ZM150 144V143H149ZM253 144V143H252ZM61 145V144H60ZM64 145V144H63ZM66 145V144H65ZM64 145V147L63 146H60V147H62V148H66L65 149V152L67 153L68 152V145H67V147ZM98 145H100L101 146V144H98ZM130 145V144H129ZM132 145V144H131ZM134 145H136V144H134ZM134 145H132L133 147H134ZM137 145H139V144H137ZM145 145V146H146ZM52 146V145H51ZM91 145H89V147H90ZM99 146V149L101 148ZM131 146V147H132ZM144 146V145H143ZM144 146V147H145ZM152 146V145H151ZM253 146V145H252ZM48 147V146H47ZM82 147H84V146H82ZM132 147V148H133ZM142 147V146H141ZM62 148L60 149L61 151H62ZM70 148V149H71ZM146 148V147H145ZM147 148H149V147H147ZM254 148H256V146L254 147ZM48 149V148H47ZM97 149V148H96ZM49 150V149H48ZM47 150V151H48ZM59 150V149H58ZM71 150H73V149H71ZM81 150V149H80ZM84 149H82V151H83ZM146 150H148V151H146ZM145 151L146 152H149L150 151V148L149 149H146ZM154 150V149H153ZM254 150V149H253ZM64 151V150H63ZM118 151H120L119 149H118ZM137 151H139V147H138V150ZM50 152V151H49ZM124 153H125V151H123ZM140 152V151H139ZM229 152H230V150L228 151V154H229ZM233 152V151H232ZM64 153V152H63ZM82 153V152H81ZM120 153V152H119ZM231 153V152H230ZM51 154H53V152L51 153ZM60 154V153H59ZM65 154V153H64ZM82 154H85L84 152L82 153ZM122 154V153H121ZM126 154V153H125ZM156 154V153H155ZM61 155V154H60ZM58 156L59 158L61 157V156ZM67 155H69L70 156V154H65L64 156H67ZM89 155V154H88ZM118 155H120V154H118ZM63 156V157H64ZM124 156V155H123ZM123 156H121V159H122V157ZM126 156V155H125ZM150 155H148L147 157H149ZM151 156H152V154H151ZM120 157V156H119ZM134 157V156H133ZM132 157V158H133ZM139 157V156H138ZM138 157H136V158H138ZM142 157H143V155H142ZM53 158V157H52ZM57 158V157H56ZM66 158H70V157H66ZM65 158V159H66ZM117 158V157H116ZM124 158V157H123ZM132 158H130V159H132ZM135 158V159H136ZM54 159V158H53ZM58 159V158H57ZM61 159V158H60ZM134 159V158H133ZM135 159L133 160V162L135 161ZM125 160H126V158H125ZM147 160V159H146ZM55 161V160H54ZM59 161V160H58ZM57 161V162H58ZM127 161H129V160H127ZM127 161H124L125 163L127 162ZM139 161H141V160H139ZM148 161H150L149 159H148ZM60 162V161H59ZM61 162H63L62 160H61ZM124 162H121V165L122 164H124ZM130 162V164H132V161H129ZM135 162H137V161H135ZM143 162H145V161H143ZM45 163V162H44ZM61 164V163H60ZM60 164H58V165H60ZM118 165H119V163H117ZM126 164H128V163H126ZM124 165V166H126L127 167V165ZM129 164V165H130ZM114 166H115V164H113ZM128 165V166H129ZM133 165V167L135 168V170H136V167H135V165L137 166V164H132ZM43 166H45V164L43 165ZM143 166V165H142ZM116 167V166H115ZM118 167V166H117ZM116 167V168H117ZM122 167V166H121ZM121 167H118V168H121ZM132 166H130V168H131ZM141 167V166H140ZM57 168V167H56ZM115 168V169H116ZM43 169V168H42ZM126 169V168H125ZM124 169V170H125ZM128 169H129V167H128ZM142 169V168H141ZM45 170V169H44ZM43 170V171H44ZM57 170V169H56ZM111 170H112V167H111ZM134 170V169H133ZM132 170V168L130 169V171H133ZM128 172V174L129 173H131L129 170H127ZM121 172V171H120ZM123 172V171H122ZM125 172V171H124ZM124 172H123V174H124ZM134 173H135V171H133ZM100 173V174H101ZM127 173H125V174H127ZM106 175V174H105ZM114 176H116L117 175V173H115V174H113ZM52 176H53V174H52ZM108 176H109V174H108ZM111 176V175H110ZM118 177V176H117ZM139 178V177H138ZM44 180V179H43ZM100 181H102V182H100ZM111 181V180H110ZM141 181V180H140ZM140 181H138V182H140ZM151 181V180H150ZM142 182H144V181H142ZM113 183V182H112ZM146 183H147V181H145V183L144 184H142V185H146ZM147 184H149V183H147ZM138 185H140V184H138ZM47 187V188H48ZM113 187V186H112ZM46 188V187H45ZM46 188V189H47ZM124 188V187H123ZM160 188V187H159ZM46 189H45V191H46ZM113 189H114V187H113ZM48 190V189H47ZM125 190V189H124ZM160 191V190H159ZM46 192V193H47ZM96 192V193H95ZM102 192V191H101ZM114 193H115V196H116V191L114 190ZM151 193V192H150ZM97 194V195H96ZM139 194H141V193H139ZM153 194V193H152ZM152 194H151V197H152ZM155 194V195H154ZM153 194V197H156V192ZM147 195V194H146ZM150 195V194H149ZM162 195V194H161ZM143 196V195H142ZM145 196V195H144ZM148 196V195H147ZM117 197H118V194H117ZM134 197V196H133ZM161 197V196H160ZM139 198V197H138ZM143 198V197H142ZM150 198V197H149ZM148 198V199H149ZM162 198H164V197H162ZM113 199V198H112ZM127 199V198H126ZM136 199V198H135ZM140 199H141V197H140ZM146 199V198H145ZM114 200V199H113ZM142 201H144L143 199H141ZM157 200H160L159 199V197H158V199ZM135 201V200H134ZM136 201H137V199H136ZM152 200H150V202H151ZM153 201H156V200H153ZM162 201V200H161ZM201 201L203 202V205H205V207H206V209H205V211H209V214H206V216H205V214H203V218H202V222H203V228H204V225H206L205 226V228L214 236V239H216V240H214V241H212L211 243H215L218 247V249H220V251L221 250H224V251H229L232 247H238V246H243V244H245V239L247 238V237H250L251 235H254L255 234V224H254V220H253V217L251 216V214H249V213H246V212H243V211H240V210H238L237 208H235L233 205H231L232 206V210H228V211H232L230 214H227V213H225L226 212V210H224V209H221V210H219V209H213V208H211V206H213V205H215L216 203H218V201L216 200V199H214L213 197H208L207 199L205 198L204 200H202L201 198L200 199H198V201L196 202L195 201V205L196 206H199L200 204H202L201 203ZM115 202V200L112 202V204H115L114 203ZM137 202H139V200L137 201ZM141 202V201H140ZM139 202V203H140ZM148 202V201H147ZM158 202H160V201H157L156 202V205H157V203ZM163 202V201H162ZM142 203V202H141ZM161 203V202H160ZM171 203V202H170ZM135 204H136V202H135ZM150 204V206H151V203H149ZM154 204V203H153ZM163 203H161L160 204V206L162 205ZM169 204V203H168ZM136 205H138V203L136 204ZM135 205V206H136ZM142 205V212H143V207H145L146 205H148V204H145L144 203V205L143 204H141ZM166 205V204H165ZM164 205V206H165ZM67 206V205H66ZM158 206V205H157ZM160 206H158V207H160ZM163 206V205H162ZM207 206H209V207H207ZM139 207H140V205H139ZM147 207H149V206H146L145 207V209H147ZM154 206H152V208H153ZM66 208V207H65ZM67 208H68V206H67ZM112 208V209H111ZM131 208V207H130ZM157 208V207H156ZM156 208H153V210L152 209H150V210H152V212L154 213V211H155V209ZM72 208H71V206H70V210H71ZM140 209V208H139ZM141 210V209H140ZM158 210V209H157ZM65 211V210H64ZM126 211H127V209H126ZM136 212H137V210H135ZM58 212H56L55 214H57ZM74 212V211H73ZM133 212V211H132ZM138 212H140V211H138ZM146 212V211H145ZM157 212V211H156ZM170 212V211H169ZM71 213V212H70ZM75 213V212H74ZM161 212H159L158 214H160ZM62 214V213H61ZM122 214V213H121ZM131 214V213H130ZM144 214V213H143ZM150 214V213H149ZM149 214H147L148 216H150ZM162 214H164V213H162ZM161 214V216H163ZM168 214V213H167ZM167 214H166V217H167ZM43 215V214H42ZM41 215V217L43 218V216ZM48 215V213H46V216ZM53 215V213H51V216ZM151 215H154V214H151ZM169 215H172V214H169ZM168 215V216H169ZM198 214H195V213H192V216H197ZM46 216L44 217V218H46ZM54 216V215H53ZM59 216V215H58ZM67 216V215H66ZM74 216V215H73ZM205 216V217H204ZM40 217V218H41ZM75 217H76V214H75ZM164 217H165V215H164ZM163 217V218H164ZM166 217L163 219L164 221H165V219H166ZM172 216H169V218H171ZM175 217V216H174ZM173 217V218H174ZM41 218V219H42ZM43 218V219H44ZM64 218V217H63ZM77 218V217H76ZM158 218V217H157ZM197 218H198V216H197ZM48 219H49V217H48ZM52 219V218H51ZM50 219V220H51ZM66 219V218H65ZM68 219V218H67ZM70 219V218H69ZM116 219V218H115ZM147 219H149V218H147ZM158 219H160V218H158ZM175 219V218H174ZM177 219V218H176ZM176 219L174 220V221H176ZM179 219V218H178ZM47 220V219H46ZM54 220V219H53ZM58 220V219H57ZM73 220V219H72ZM74 220H75V218H74ZM119 220V219H118ZM152 220V219H151ZM167 220V219H166ZM172 221H173V219H171ZM180 220V219H179ZM54 221H56V220H54ZM59 222H60V220H58ZM149 221V220H148ZM153 221V220H152ZM158 221V220H157ZM162 221V220H161ZM164 221H162V222H164ZM171 221V222H172ZM181 221V220H180ZM42 222V220L40 221V223ZM59 222H57V223H59ZM74 222V221H73ZM145 222V221H144ZM170 222V221H169ZM38 223V222H37ZM64 223V222H63ZM114 223V222H113ZM148 224H149V222H147ZM156 223H158V222H156ZM165 223H166V221H165ZM164 223V224H165ZM182 223H183V221H182ZM181 223V224H182ZM224 223H226V226H225V224ZM39 224V223H38ZM37 224V225H38ZM73 224V223H72ZM132 224V223H131ZM164 224H163V226H164ZM167 224L169 225V223L167 222ZM184 224V223H183ZM79 225H78V223H77V226L79 227ZM112 225V226H111ZM138 225H139V223H138ZM161 225H162V223H161ZM166 225V224H165ZM172 226L173 225H177V223L176 224H174L173 222H172V224H171ZM178 225H179V223H178ZM229 226V228H228V226ZM43 226V225H42ZM66 226V225H65ZM76 226V225H75ZM143 226V225H142ZM157 225H155L154 226V229H155V227H156ZM167 226V225H166ZM170 226V225H169ZM171 226V227H172ZM38 227H39V225H38ZM179 227H180V225H179ZM55 228V227H54ZM54 228H53V230H54ZM115 228V227H114ZM158 228V227H157ZM160 228H163L162 226L160 227ZM165 229H166V227H164ZM225 228H226V230H225ZM71 229V228H70ZM79 229V228H78ZM128 229V228H127ZM144 229V228H143ZM37 230V229H36ZM74 230V229H73ZM72 230V231H73ZM151 230V229H150ZM163 230V229H162ZM168 230V229H167ZM174 230V229H173ZM181 230V229H180ZM230 230H232V232H234L235 234H236V237L237 238H235V237H232V233L230 232ZM46 231V230H45ZM160 232H162L161 231V229L159 230ZM172 231V230H171ZM170 231V232H171ZM175 231V230H174ZM164 232V231H163ZM176 232V231H175ZM175 232H174V234H175ZM178 232V231H177ZM178 233H180V232H178ZM51 234V233H50ZM177 234V233H176ZM48 235V234H47ZM116 234H114V236H115ZM122 235V234H121ZM121 235H120V237H121ZM154 235V234H153ZM208 235V234H207ZM210 235V234H209ZM239 235V236H238ZM58 236H60V234L58 235ZM129 236V235H128ZM172 236V235H171ZM174 236H176V235H174ZM178 236V235H177ZM47 237V236H46ZM50 237H51V239H52V236L50 235ZM170 237V236H169ZM208 237V236H207ZM225 237V238H224ZM47 238H49V237H47ZM58 238V237H57ZM56 238V239H57ZM136 238V237H135ZM174 237L172 236V239H173ZM176 238V237H175ZM55 239V240H56ZM100 239V240H99ZM119 239V238H118ZM127 239V238H126ZM126 239L125 240H123V242H122V245H125L124 246V253H126V254H124L123 252H122V258L124 259V260H126L127 261V263L128 264H139L138 263V260H136L135 258H134V256H135V254H134V256H133V254L132 253H134L133 251L131 252V254H132V256L129 254V253H127V250H126ZM188 239V238H187ZM198 239V238H197ZM49 240H50V238H49ZM48 240V241H49ZM55 240L53 239L52 241H54L55 242ZM170 240H171V238H170ZM175 240V239H174ZM116 241V240H115ZM133 241H135L134 239L132 240V242ZM172 241V240H171ZM170 241V242H171ZM181 241V240H180ZM209 241V240H208ZM45 242V241H44ZM46 242H47V240H46ZM102 242H105V241H102ZM118 242V241H117ZM119 242H120V240H119ZM163 242V241H162ZM165 242V241H164ZM177 242V241H176ZM135 243V242H134ZM81 244V243H80ZM102 244V243H101ZM118 244V243H117ZM121 244V243H120ZM129 244V243H128ZM127 244V245H128ZM136 245H138L137 244V241H136V243H135ZM186 244V243H185ZM100 245V244H99ZM130 245V244H129ZM128 245V249H130V246ZM132 245V244H131ZM81 246V245H80ZM114 247H112V248H114V250L113 251H116V246H115V244L113 245ZM134 246V245H133ZM241 246V247H242ZM66 248H67V245L65 246ZM138 247V246H137ZM137 247L135 248V249H137ZM187 247V246H186ZM102 248V247H101ZM104 248L105 247H103V250H104ZM111 248V249H112ZM132 249V250H135V249ZM183 248V247H182ZM199 248V247H198ZM245 251H249L250 250V248H248L247 247V245H245L244 247H242ZM106 249V248H105ZM140 249V248H139ZM187 249V248H186ZM216 249V248H215ZM65 250V249H64ZM69 250V249H68ZM107 250H109V248H107ZM179 250V249H178ZM183 250V249H182ZM185 250V249H184ZM201 250V249H200ZM252 250V249H251ZM67 251V250H66ZM93 251H91L92 253H93ZM128 251H130V250H128ZM140 251V250H139ZM144 251V250H143ZM186 251V250H185ZM90 252V251H89ZM145 252H147V251H145ZM186 252H188V251H186ZM192 252V251H191ZM50 253V252H49ZM91 253V254H92ZM104 253H106V252H104ZM107 253H108V251H107ZM110 253V252H109ZM144 253V252H143ZM184 253V252H183ZM219 253H222V252H219ZM219 253H217V254H219ZM56 254H58L57 252H56ZM70 254V253H69ZM68 254V255H69ZM148 254V253H147ZM189 254V253H188ZM195 254V253H194ZM198 254V253H197ZM212 254H214L213 252H212ZM264 254V253H263ZM63 255V254H62ZM67 255V256H68ZM106 255H108V254H106ZM106 255L104 256V258L106 257ZM190 255H193V253L192 254H190ZM203 255H205V254H203ZM203 255H201V256H203ZM220 255H222V254H220ZM60 255H58V257H59ZM69 256H71V255H69ZM85 256V255H84ZM196 256V255H195ZM207 256H210V255H208V253H207ZM207 256H206V258H207ZM64 257V256H63ZM96 257V258H97ZM102 257V259H103V256H101ZM100 257V258H101ZM194 257V256H193ZM203 257H205V256H203ZM55 258V257H54ZM73 258V257H72ZM99 258V259H100ZM151 258V257H150ZM196 258V257H195ZM202 258V257H201ZM200 258V259H201ZM210 258H211V256H210ZM59 259V258H58ZM108 259V258H107ZM109 259H110V257H109ZM156 259V258H155ZM158 259V258H157ZM205 259V258H204ZM213 259H214V257H213ZM90 260V259H89ZM98 260V259H97ZM195 260H197V259H195ZM199 260V259H198ZM207 260V259H206ZM72 261H73V259H72ZM95 261V260H94ZM108 261V260H107ZM114 261V260H113ZM152 261V260H151ZM153 261H154V259H153ZM152 261V262H153ZM215 261V260H214ZM213 261V262H214ZM222 261V260H221ZM92 262V261H91ZM140 262H141V260H140ZM197 262H200V260L199 261H197ZM211 262V261H210ZM108 263V262H107ZM110 263H112V262H109V264ZM116 263H118V261H116ZM143 263V261L141 262V264ZM144 263H146V262H144ZM156 263V262H155ZM195 263H196V261H195ZM212 263V262H211ZM226 263V262H225ZM120 264V263H119ZM147 264V263H146ZM198 264V263H197ZM202 264H204V263H202ZM213 264V263H212ZM221 264H223V263H221Z\"/></svg>","mask_w":264,"mask_h":264}]
</instances>
